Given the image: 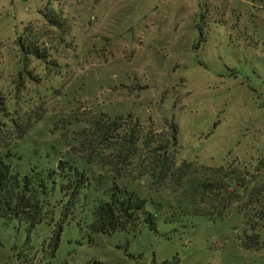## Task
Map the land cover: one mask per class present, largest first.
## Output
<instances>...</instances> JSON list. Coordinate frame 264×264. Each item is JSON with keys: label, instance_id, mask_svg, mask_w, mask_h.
<instances>
[{"label": "rangeland", "instance_id": "374dc122", "mask_svg": "<svg viewBox=\"0 0 264 264\" xmlns=\"http://www.w3.org/2000/svg\"><path fill=\"white\" fill-rule=\"evenodd\" d=\"M31 43L44 58L29 54ZM108 117L161 135L174 119L177 164H240L249 173L241 201L259 191L254 209L264 211V0H0V157L20 178L68 162L91 183L67 217L56 188L41 223L0 219V264H264V248L241 246L238 205L223 219L188 217V200L146 177L116 182L147 199L146 210L156 201L185 218L91 234L118 140L93 138L89 124ZM258 232L264 242V222Z\"/></svg>", "mask_w": 264, "mask_h": 264}, {"label": "trees", "instance_id": "16d2710c", "mask_svg": "<svg viewBox=\"0 0 264 264\" xmlns=\"http://www.w3.org/2000/svg\"><path fill=\"white\" fill-rule=\"evenodd\" d=\"M49 18H53L51 23L54 27L61 26L59 19L54 16ZM25 48L33 52L30 55L44 58L41 53H36L39 47L35 43L28 44ZM127 117L131 118V115ZM108 119H93L89 124L93 138L96 136L104 141L115 132L118 140L113 143V160L104 163L114 175V181L104 195L105 199H98L91 210V222L88 225L91 234L126 232L141 221L151 231H156V221L160 215L165 222L185 218L175 217V213H169L168 210L162 212L163 204L156 201H150L155 213L146 210L147 199L116 182L126 178L125 176L136 181L146 177L153 189H170L176 194V198L180 195L181 200H188L191 205L189 210H185L188 217L223 219L230 215L233 205H238V214L243 217V236L239 237L241 246L247 251L264 248L258 232L264 222V211L254 209L260 193L253 191L246 201H241L239 190L246 188L249 173L240 169V164L236 163L238 167L235 168L227 166L228 169L223 166L197 167L195 163L187 161L177 164L179 147L174 119L166 123L167 131L163 135L152 130L144 132L136 125L137 120L131 125L126 120L122 128L118 123L121 117ZM95 143L96 140L88 139L82 144H86L88 150ZM9 158L8 155L0 157V219L4 221L17 219L31 227L41 223L48 218L45 199L54 194L56 188L62 196V217H67L66 213L71 208L75 209L82 192L91 185L85 172L68 162H59L57 168L46 176L39 172L20 178L7 163ZM61 232L62 226L59 224L49 242L51 257H54L58 248Z\"/></svg>", "mask_w": 264, "mask_h": 264}]
</instances>
